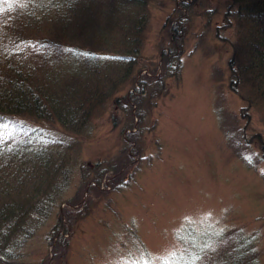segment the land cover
<instances>
[{
    "label": "trees",
    "instance_id": "obj_1",
    "mask_svg": "<svg viewBox=\"0 0 264 264\" xmlns=\"http://www.w3.org/2000/svg\"><path fill=\"white\" fill-rule=\"evenodd\" d=\"M175 1L0 0V264H27L32 252L25 249L39 225L47 229L42 238L52 253L51 258L49 253L40 256L39 264H69L72 235L64 233L67 221L78 223V212L66 208L60 214L59 207L72 199L66 194L76 162L72 148L81 138L94 136L96 115L105 113L111 101L121 109L115 105L121 116L111 114V130L122 136L120 126L132 129L126 134L130 142L143 137L138 130L145 129L142 121L165 93L167 78L181 77L172 37L182 32L183 13L187 20L200 16L211 0ZM212 1L221 20L215 37L232 49L228 87L243 102L238 111L217 107L219 127L233 155L246 169H261L264 182V0ZM168 4L156 43L164 52L162 74L156 78L161 56L154 54L148 61L139 54L153 11ZM188 29L180 33L181 45ZM188 35L194 38L195 33ZM169 65L174 68L168 70ZM142 70L149 74L137 79ZM252 115L262 128L255 127ZM134 154L139 155L138 169L148 155L141 149ZM116 163L120 166L114 174L124 166V155ZM88 173L81 186L101 181L102 169ZM120 181L113 183L115 189L127 182ZM96 187L91 184L89 194L101 200L103 192ZM174 239L171 262L161 264H261L257 229L248 233L209 220L186 222Z\"/></svg>",
    "mask_w": 264,
    "mask_h": 264
},
{
    "label": "rangeland",
    "instance_id": "obj_2",
    "mask_svg": "<svg viewBox=\"0 0 264 264\" xmlns=\"http://www.w3.org/2000/svg\"><path fill=\"white\" fill-rule=\"evenodd\" d=\"M178 3L181 0L175 1ZM207 6L202 15L189 20L183 13L185 21L181 22L180 33L191 28L186 32V41L181 45V34L176 37L177 32L172 37L177 51L175 59L181 58V77L167 78L165 93L157 97L142 121L145 129L138 130L143 137L130 142L126 134L132 129L122 130L120 126L122 136H118L119 130H111V114L121 116L119 105L111 101L105 113L96 115L94 136L81 138L76 149L72 148L76 162L72 184L66 192L72 199L59 207L60 214L66 208L78 212V223L67 221L69 230L64 233L65 237L72 235L69 264L170 263L174 232L186 222L200 225L204 220L230 228L240 226L248 233L257 229L259 262L264 264V182L258 172L261 169H246L233 155L219 127L217 107L238 111L243 102L228 87L227 67L232 49L228 42L215 37V27L221 23L213 12L215 1ZM170 8L168 4L153 11L139 54V59L148 61L154 54L161 56L156 78L162 74L164 56L156 43ZM192 33L194 38L188 35ZM226 36L231 38L229 31ZM136 74L138 79L149 73L142 70ZM254 115L259 116L257 112ZM254 115L255 127L262 128ZM134 119L137 129L139 116ZM137 149L148 155L138 169L135 167L139 155L134 154ZM123 155L124 166L114 174L120 166L116 162ZM94 168L102 169L101 181L81 186V179L87 181L88 171ZM118 179L120 183L127 182L115 189L113 183L117 184ZM91 184L103 192L101 200L89 194ZM78 197L79 202H72ZM46 230L39 225L34 231L32 245L25 249L32 252L27 264H39L45 253L52 257L51 246L42 238ZM56 240L57 237L52 246Z\"/></svg>",
    "mask_w": 264,
    "mask_h": 264
}]
</instances>
